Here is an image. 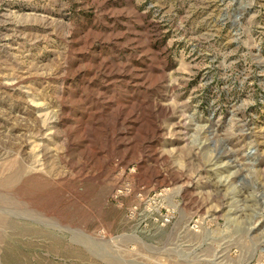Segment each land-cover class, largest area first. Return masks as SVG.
Instances as JSON below:
<instances>
[{"label":"rangeland","instance_id":"1","mask_svg":"<svg viewBox=\"0 0 264 264\" xmlns=\"http://www.w3.org/2000/svg\"><path fill=\"white\" fill-rule=\"evenodd\" d=\"M0 264H264V0H0Z\"/></svg>","mask_w":264,"mask_h":264}]
</instances>
